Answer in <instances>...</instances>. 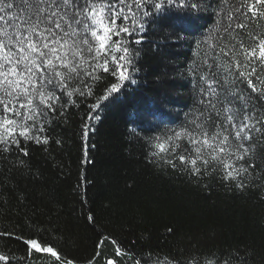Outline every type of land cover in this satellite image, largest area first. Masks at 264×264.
Segmentation results:
<instances>
[{"label": "snow or ice", "instance_id": "1", "mask_svg": "<svg viewBox=\"0 0 264 264\" xmlns=\"http://www.w3.org/2000/svg\"><path fill=\"white\" fill-rule=\"evenodd\" d=\"M169 8L209 13L213 27L191 41L190 61L172 67L188 80L190 104L178 127L141 137L146 163L171 169L197 187H210L205 181L211 179L230 192L264 188V0H0V208L9 209L14 199L21 219L27 217L26 223L37 228L26 235L18 222L0 229V240L20 241L27 258L36 253L51 264H78L40 236L44 230L35 225V207L31 216L25 212L29 204L14 177L25 170L32 174L26 159L30 146L50 145L61 119L81 105L88 109L87 139L102 105L115 102L126 85L138 84L144 33ZM184 31L174 24L162 40L152 41L151 51L166 59L161 45L172 39L189 43ZM101 81L106 83L98 93ZM151 102L168 103L169 92L157 93ZM87 219L95 224L91 213ZM105 241L116 247L104 264H124L128 258L134 264L248 260L238 251L218 255L211 250L187 257L149 250L137 258L113 237L101 236L86 264H99ZM0 261L9 264V257L0 254Z\"/></svg>", "mask_w": 264, "mask_h": 264}, {"label": "trees", "instance_id": "2", "mask_svg": "<svg viewBox=\"0 0 264 264\" xmlns=\"http://www.w3.org/2000/svg\"><path fill=\"white\" fill-rule=\"evenodd\" d=\"M213 19L209 13L174 8L157 14L144 33L146 52L139 62L143 71L138 84L126 85L115 102L102 105L88 138L83 136L88 109L81 105L61 119L50 145L30 146L26 159L32 174L25 170L14 177L29 204L25 212L31 216L35 207V225L44 230L40 236L76 257L78 264H86L97 251L101 236L113 237L137 258L149 250L162 255L183 252L185 257L209 250L218 255L238 251L242 258L248 256L247 264H264V188L230 192L211 179L205 181L210 187H197L171 169L161 171L145 161L141 137L178 127L190 104L188 80L172 67L193 58L191 41L207 34ZM174 24L185 30L189 43L172 39L162 44V60L151 51L152 41L162 40V33ZM105 83H98V93ZM165 90L169 102L153 104L151 98ZM89 213L95 224L88 221ZM26 220L16 211L14 199L9 209L0 208V229L20 222L26 235L35 233L37 228ZM115 247L105 241L99 264L114 256ZM0 254L9 257V264H51L42 254L27 258L26 245L15 239L0 240ZM124 264L134 261L128 258Z\"/></svg>", "mask_w": 264, "mask_h": 264}]
</instances>
